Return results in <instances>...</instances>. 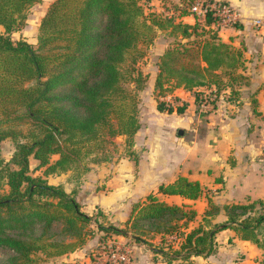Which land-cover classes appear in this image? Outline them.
<instances>
[{"label": "trees", "instance_id": "trees-1", "mask_svg": "<svg viewBox=\"0 0 264 264\" xmlns=\"http://www.w3.org/2000/svg\"><path fill=\"white\" fill-rule=\"evenodd\" d=\"M37 1L0 0V139L10 136L15 143L8 159L0 155V264H43L72 252L94 235L91 221L104 233H122L149 244L160 233L161 243L154 250L168 263L195 264L190 256L209 255L215 232L225 227L264 254L262 198L219 204L209 197L201 222L187 228L195 217L193 208L150 192L133 203L120 227L97 222L83 210L76 185L67 190L63 182H51L47 176L87 171L90 166L84 160L105 142L118 143L137 161L133 144L140 126L138 91L144 83L137 68L126 86L121 63L128 54L132 61L143 55L139 44L150 41L157 28L168 24L182 35L155 62L158 110H185L187 101L176 105L158 99L177 87L193 91L197 102L203 85H215L214 92H232L243 78L237 71L242 55L211 26L218 19L209 7L213 0H208L203 21L193 23L179 18L190 13L181 11L182 2L176 5L177 19L145 13L141 3L149 0H51L40 19L36 43L12 39L10 33L24 23L27 8ZM116 135L120 142L111 139ZM52 154L57 156L51 159ZM38 168L40 173H34ZM158 189L189 198L202 192L198 180L185 175L160 183ZM219 214L224 218L217 219ZM174 232L183 235L177 246L165 240ZM91 259L78 264H94Z\"/></svg>", "mask_w": 264, "mask_h": 264}, {"label": "crops", "instance_id": "crops-1", "mask_svg": "<svg viewBox=\"0 0 264 264\" xmlns=\"http://www.w3.org/2000/svg\"><path fill=\"white\" fill-rule=\"evenodd\" d=\"M223 1L236 9L239 18L232 25L211 26L223 41L241 51V64L237 71L242 73L243 78L234 84L232 92L229 88L214 92L213 84L199 87L204 91L200 96L209 98L200 102L195 101L193 91L175 88V93L168 95L171 97L175 94L187 101V107L180 113L158 110L154 96L156 108L149 112V123L146 124L140 117V126L134 134L133 148L139 152L137 161L124 156L122 165L129 166V170L132 168L130 173L119 176L121 174L114 172L110 179L116 185L112 186V190L102 193L96 187L85 197L77 191L76 197L85 204L89 214L98 213L99 210L111 220L118 221L117 226L121 227L128 219L133 203L152 192L168 203H185L193 208L195 217L188 222L189 228L201 219L209 197L219 204L244 202L249 198L264 199V0ZM179 18L190 23L203 21V16L196 17L189 13ZM179 129H182L181 133ZM149 132L158 133L157 139L152 135L150 139L144 138L145 146L138 151L140 137ZM178 175L198 180L201 194L189 198L158 189L160 183L171 182ZM125 182L127 184H123ZM222 218L223 214L217 216V219ZM97 234L100 233L95 232L93 238H88L83 246L97 239ZM161 238L162 235L156 233L150 241L159 244ZM215 240L218 243L224 241L229 249L221 261L215 253L191 255L190 259L195 264H220L226 262L232 253L239 252L242 256L235 261L237 264H264L261 261L262 250L255 243L240 238L232 228L216 231ZM131 246L132 264H161L163 261L154 250L158 246L155 243L132 239ZM82 247L58 257L67 258L70 264L87 263L91 259L88 253H77Z\"/></svg>", "mask_w": 264, "mask_h": 264}, {"label": "rangeland", "instance_id": "rangeland-1", "mask_svg": "<svg viewBox=\"0 0 264 264\" xmlns=\"http://www.w3.org/2000/svg\"><path fill=\"white\" fill-rule=\"evenodd\" d=\"M142 1L144 0H141V2ZM201 1L200 0H149L148 2L146 1L145 3L142 2L141 4L143 6L144 12L149 13V14L151 13L155 15L158 14L159 16L166 14V15H172V16L174 15L177 17L178 13H180V9L185 8V10H189L190 12L189 14L191 15L193 14L196 17H202V13L199 10L200 8L199 4L201 3V5L206 6L208 4V0H201ZM49 2H50L49 0H39L31 4L26 10V19L24 23L19 28L13 30L10 33L12 39L17 40L20 38H26L33 44L36 43L38 25ZM179 2H182L183 4L179 5L180 9H177L176 5ZM195 3L198 4L197 5L198 8L193 7ZM177 19L179 18L177 17ZM199 21L202 22L201 20ZM181 37L182 35H181L180 30H171V26L168 24L164 26L163 28H157L155 34L153 35L150 41H145L142 44H139L140 47L143 48V51H144L143 55L136 56V59L132 61L131 56L128 54L125 60L121 63V71L123 73V78L124 80H126L125 85L128 87H129L130 79L135 75V70L139 68V70L142 73L141 82L144 83V87L138 91V94L140 97L138 116H139V120H141L142 118L144 122H146V124L149 123V118L151 116L149 112L156 108L154 105V95L155 94L153 92V85L155 84V76H156L158 67L156 68L155 62L157 58L159 57L160 53H162V51L165 48L172 46L178 39H181ZM132 67H134V70L133 72H130V69ZM163 82L165 84L167 83V81H163ZM163 89L164 88H162V90ZM173 93L175 92L173 91ZM158 99H169V101L171 100V102L176 105L182 102L180 97L175 94L172 95L171 97L168 94L166 96H160L158 97ZM206 99H209V98L202 95L201 101L202 100L206 101ZM203 113H207V112H203ZM26 126L28 127V125H23L21 127L25 128ZM151 135L152 137L157 139L158 133L154 134V133L149 132L148 135L144 134L143 136H141L140 137L141 144L138 145V148H137L139 149L138 151H141V147L145 146V143L143 142L144 138L149 137L150 139ZM118 137H120V135H116L112 137L111 139H113L114 141L116 140L120 142L121 140ZM14 148H15V143L12 137L6 136L0 139V155H2L4 159H8L10 157ZM121 150L122 148L118 146V143L116 146L114 143L105 142L101 148L96 150L91 156H89L88 158L84 160V164L88 163L90 166L88 171H82L81 174H79L78 176L77 175L73 176L71 174V177L70 176L68 177L70 170L67 172H62V173H50L47 175L48 179L49 181L55 182V183L57 181H62L65 184L66 189H71L73 186L76 185L78 188V192L82 193L84 197L87 195L89 191L94 190L96 187H99L102 193L107 190H112L114 189L112 186L116 185L112 181V179H110L113 176L114 172L117 171L118 174H121L119 176H123L124 173L129 174L132 169L130 168L129 170V166L124 167V165H122L123 161L125 160L124 156H127V155L124 153V151H121ZM56 156H57L56 154H52L50 157L51 159H54ZM93 159L97 161H93ZM30 162H31V167H34V165L36 164V160L34 158H31ZM40 169L41 168L34 170V173H40L41 171ZM74 170L76 171V169ZM108 179H110V182H107ZM117 182H120V181H117ZM123 184H127V183L125 182ZM90 188L91 190H89ZM79 201L81 202V199H79ZM80 205H82L83 210L87 209L85 207V204H83L82 202ZM86 212L88 213V211ZM91 215H92V218H95L97 222H101L104 224L114 223L115 225H119L118 221L111 220L112 218L107 217L108 216L107 214L99 213V210H98V213H94ZM91 222H92L91 223L92 229H94L96 233L99 232L100 234L96 235L97 239H92V242L89 241L85 246L79 249L77 252V253L80 252L79 255L88 253V255L91 257L93 254V250L95 252L96 249L98 248L101 249V246L105 245L107 241H120V242L124 241L129 244L132 243V239L129 235L123 236L124 234L115 233V232L104 233L103 230H100L97 227L96 222H93V221ZM200 222H201V219L197 220V224ZM197 224L193 226H196ZM182 236L183 235L181 234V237ZM153 237L151 238L153 239ZM167 239H170V237H168ZM214 242H215L214 249L211 253L218 254L219 255L218 260L221 261L222 258L227 256L229 249H227V245L224 241L223 243H218V241L214 239ZM151 243L153 244L155 243L156 245H158L157 241H153V242L151 241ZM173 245L177 246L178 244L173 242ZM229 248L231 249V247ZM218 250H221V251H218ZM263 255L264 254L261 252V257H263ZM240 256L242 255L239 254V252L232 253V256H228L226 262H220V264L222 263L223 264H237L235 261H238L240 259L239 258ZM64 259H61L58 257V258L50 259L49 261H45L43 262V264H70L67 258H64ZM74 264H76V262Z\"/></svg>", "mask_w": 264, "mask_h": 264}, {"label": "built area", "instance_id": "built-area-1", "mask_svg": "<svg viewBox=\"0 0 264 264\" xmlns=\"http://www.w3.org/2000/svg\"><path fill=\"white\" fill-rule=\"evenodd\" d=\"M201 1V0H200ZM202 3V1H201ZM199 4V10L204 17L207 6ZM198 4H194V8ZM209 7L213 9V13L218 17L217 21L213 24L218 27L232 25L239 18V14L234 7H232L227 1L213 0L209 3ZM264 19H262L263 21ZM259 22V21H256ZM170 239L176 244L182 239L181 235L176 232L168 235ZM94 264H132V246L124 241H107L105 245L93 250L92 259ZM161 264H174L162 261Z\"/></svg>", "mask_w": 264, "mask_h": 264}, {"label": "water", "instance_id": "water-1", "mask_svg": "<svg viewBox=\"0 0 264 264\" xmlns=\"http://www.w3.org/2000/svg\"><path fill=\"white\" fill-rule=\"evenodd\" d=\"M178 132H180V133H181V132H182V129H179V131H178Z\"/></svg>", "mask_w": 264, "mask_h": 264}]
</instances>
